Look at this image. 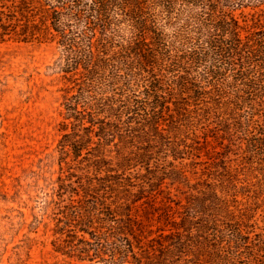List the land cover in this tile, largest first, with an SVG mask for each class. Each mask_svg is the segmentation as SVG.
Returning a JSON list of instances; mask_svg holds the SVG:
<instances>
[{
  "label": "rangeland",
  "instance_id": "obj_1",
  "mask_svg": "<svg viewBox=\"0 0 264 264\" xmlns=\"http://www.w3.org/2000/svg\"><path fill=\"white\" fill-rule=\"evenodd\" d=\"M201 9L0 0V264H176L168 227L189 264H264V64L204 53ZM224 9L264 29V0Z\"/></svg>",
  "mask_w": 264,
  "mask_h": 264
},
{
  "label": "trees",
  "instance_id": "obj_2",
  "mask_svg": "<svg viewBox=\"0 0 264 264\" xmlns=\"http://www.w3.org/2000/svg\"><path fill=\"white\" fill-rule=\"evenodd\" d=\"M170 1V0H168ZM190 3L201 7L199 12H196L194 17L198 20L200 25L207 26L206 31L208 34V39L206 41L207 48H204V53L210 54L212 59L218 62H223L227 64H234L238 60V63L247 65L253 64V62H261L264 64V29H259L255 32L258 34L256 39L252 41L250 39L243 40L239 32V25L237 19L234 15L224 9V5L228 3L236 2V0H188ZM239 1H237L238 3ZM169 4V3H168ZM264 74V72L262 73ZM192 217L197 219L201 218L198 216V211L195 209L189 210ZM188 212V213H189ZM187 211L184 213L188 214ZM188 217V216H187ZM203 223L206 227L207 236L212 235V238L220 237L219 229L217 228L215 222L210 223L209 218ZM173 227L160 228L158 237L152 239L155 241L151 243L152 249L156 248L159 254H161L162 262L168 263L174 261L176 264H189L191 259L187 257L188 254H193L192 248L194 245L191 243L190 232L187 229L179 231L172 230ZM169 230L167 233H164ZM191 230V229H189ZM166 236L162 240L161 237ZM201 241H198L199 244ZM131 248V246H130ZM132 250V249H130ZM176 253V257L171 255L172 252ZM179 254H185L181 257L183 261H180ZM163 255H167L163 256ZM178 255V256H177ZM190 264H194L193 262Z\"/></svg>",
  "mask_w": 264,
  "mask_h": 264
}]
</instances>
